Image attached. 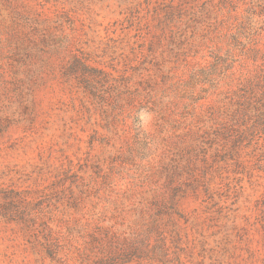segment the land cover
Returning <instances> with one entry per match:
<instances>
[{
	"label": "rangeland",
	"instance_id": "rangeland-1",
	"mask_svg": "<svg viewBox=\"0 0 264 264\" xmlns=\"http://www.w3.org/2000/svg\"><path fill=\"white\" fill-rule=\"evenodd\" d=\"M0 264H264V0H0Z\"/></svg>",
	"mask_w": 264,
	"mask_h": 264
}]
</instances>
